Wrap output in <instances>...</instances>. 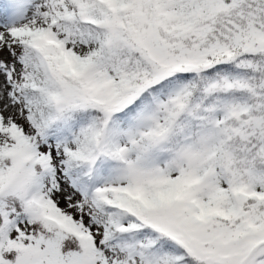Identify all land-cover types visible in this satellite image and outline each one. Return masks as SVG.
I'll return each instance as SVG.
<instances>
[{
	"label": "snow or ice",
	"instance_id": "6c2138e0",
	"mask_svg": "<svg viewBox=\"0 0 264 264\" xmlns=\"http://www.w3.org/2000/svg\"><path fill=\"white\" fill-rule=\"evenodd\" d=\"M0 264H264V0H0Z\"/></svg>",
	"mask_w": 264,
	"mask_h": 264
}]
</instances>
